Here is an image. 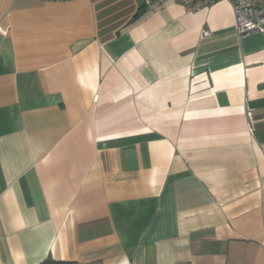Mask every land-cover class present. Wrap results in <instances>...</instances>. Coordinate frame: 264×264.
<instances>
[{
	"label": "crops",
	"instance_id": "0c3cea01",
	"mask_svg": "<svg viewBox=\"0 0 264 264\" xmlns=\"http://www.w3.org/2000/svg\"><path fill=\"white\" fill-rule=\"evenodd\" d=\"M46 259L264 264V30L229 1L0 0V264Z\"/></svg>",
	"mask_w": 264,
	"mask_h": 264
},
{
	"label": "built area",
	"instance_id": "2783aa9c",
	"mask_svg": "<svg viewBox=\"0 0 264 264\" xmlns=\"http://www.w3.org/2000/svg\"><path fill=\"white\" fill-rule=\"evenodd\" d=\"M148 6H152L155 0H142ZM218 0H181L187 13H195L213 5ZM230 2L238 29L248 34L250 32L264 30V0H227ZM210 35L208 29H203L201 36ZM251 123L254 122L251 113H248ZM251 128H253L252 124Z\"/></svg>",
	"mask_w": 264,
	"mask_h": 264
},
{
	"label": "trees",
	"instance_id": "16d2710c",
	"mask_svg": "<svg viewBox=\"0 0 264 264\" xmlns=\"http://www.w3.org/2000/svg\"><path fill=\"white\" fill-rule=\"evenodd\" d=\"M41 264H74L73 262H68V261H55L52 259H46Z\"/></svg>",
	"mask_w": 264,
	"mask_h": 264
}]
</instances>
